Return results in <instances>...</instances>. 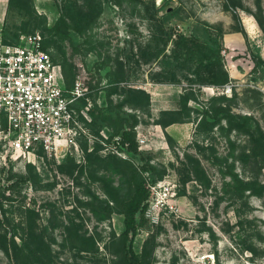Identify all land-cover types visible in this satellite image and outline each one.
Returning a JSON list of instances; mask_svg holds the SVG:
<instances>
[{
  "label": "rangeland",
  "instance_id": "1",
  "mask_svg": "<svg viewBox=\"0 0 264 264\" xmlns=\"http://www.w3.org/2000/svg\"><path fill=\"white\" fill-rule=\"evenodd\" d=\"M33 2L38 12L47 17L48 27L53 26L61 15L57 1ZM152 2L158 8V0H134L124 7L107 1L90 31L92 49L85 50L87 44L81 45L85 40L81 37L77 38L78 52L64 42L67 57L75 66L76 79L80 64L86 70L83 81L91 90L92 105L95 99L100 105L105 103L104 89L110 84L107 74L120 64L125 71V80L118 83L120 90L132 86L151 94L150 106L139 112L137 134L147 138V145L140 150L148 153L159 170L165 172L157 182V192L150 193L144 212L146 223L134 237V249L141 251L145 240L152 237L154 264H264V189L258 194L248 192L243 199L225 196L222 174L215 161V155L226 156L232 149L237 155L242 154L248 137L231 131L232 145L218 128L208 131L200 125L202 111L205 106L211 107L212 96L236 95L231 102L233 111L253 115L264 130V72H254L245 36L236 31L243 27L252 48H259L264 58V27L255 16L264 21V0H170L169 6L179 12L167 19L168 27L176 26L190 35L198 26H222L225 35H242L244 42L233 38L231 48L227 47L224 35L222 56L230 75L228 83L234 84L231 91L227 90L228 83H197V75L188 66H180L168 56L171 45L155 57L159 43L154 39V22L167 11L165 8L156 13ZM3 25L20 36L39 32L49 38L47 32L35 27L27 13L18 9H7V17L0 26ZM23 26L26 30L21 29ZM50 51L59 55L54 47ZM190 91L200 102H189L194 108L191 120L166 127L157 123L172 120L174 110L179 111L178 118L185 119L188 115L180 112V101L182 94ZM113 98L118 100L121 96L116 94ZM88 114L92 118L89 111ZM89 132L79 140L80 152L70 149L66 155L56 157L40 151L32 161L22 159L0 167L1 170L12 165L14 172L30 176L27 183L10 192L12 204L7 206V214L17 220L31 215L36 218L35 238L31 240L34 246L45 242L43 249L51 245L50 257L47 254L49 264H124L120 239L124 216L113 213L101 218V213L93 209L100 211L97 196L107 198L105 189L122 183L102 159L109 154L126 157V153L118 147V136L109 141L106 128L97 135L89 126ZM97 145L100 149L95 151L92 163L87 153L96 150ZM187 153L201 159L209 186L189 173L183 164ZM236 166L243 177L256 176L264 184V167L252 161H237ZM99 176L105 181L97 180ZM183 189L185 194L180 193ZM7 240L0 227V264H11Z\"/></svg>",
  "mask_w": 264,
  "mask_h": 264
},
{
  "label": "trees",
  "instance_id": "2",
  "mask_svg": "<svg viewBox=\"0 0 264 264\" xmlns=\"http://www.w3.org/2000/svg\"><path fill=\"white\" fill-rule=\"evenodd\" d=\"M56 1L61 15L51 27H48L47 17L38 12L33 0H8L7 9L8 11L18 9L20 12L27 13L34 20L35 27L41 28L49 34V38L44 35L43 47L49 52H51V47L58 50L59 55H54L53 52L51 54L57 62L61 63L65 85L70 90L74 86L76 72L75 66L67 57V48L64 42L69 43L74 52H78L80 46L77 45V38L81 37L85 39L81 45L87 44L85 50L92 49L94 40L90 31L102 15L105 3L113 1L116 5L124 7L125 3L133 4L134 0ZM169 4L170 0H167L157 8L156 2H152L156 13L167 8ZM178 12L179 9L174 8L170 12H166L163 17L155 19L154 26L157 31L154 33V39L159 43L158 51L154 54L155 57L157 58L171 45L168 56L178 65L188 66L190 71L197 75V83L215 86L228 83L230 75L225 69L222 56L226 30L222 26H198L189 35L180 31L176 26L168 27L166 24L167 19L175 17ZM255 16L259 18L261 26L264 27V21L261 17L256 14ZM21 29L26 30L25 26ZM236 31H241L245 36L250 56L254 62V72L259 69L264 72V58L260 49L252 48L248 34L243 27L239 26ZM3 34L7 42L18 43L20 39L19 33L10 32L4 25ZM107 75L110 84L104 89L106 91L105 103L100 105L96 99L94 100L89 110L92 121L88 123V126L97 135L100 134L102 129L106 128L110 134L109 141L118 136V147L126 153V157L109 154L107 158L102 159L107 162L111 172L120 177L122 183L119 187L111 190L105 189L107 198L97 196L96 198L100 202L98 204L100 211L95 208L93 211L97 214L101 213V218H108L113 213L124 216V231L120 235L124 264H154L151 250L152 237L145 240L143 248L139 252L134 249L133 245L134 237L146 223L144 212L148 206L147 201L150 198L151 185L161 180L165 172V170H159L148 153L140 150L137 140V126L141 122L139 112L150 106L151 94L144 88L132 86L120 90L118 83L125 80V71L121 64L117 70H110ZM116 94H119L121 98L115 100L113 96ZM235 96H212L210 99L211 107L205 106V108L203 106L200 125L208 131L218 128L221 133L228 137L230 143H232L230 139L231 131H237L248 137V146L242 154L237 155L235 149H232L226 156L215 155V161L219 164L223 178V194L225 196L229 195L231 199H243L248 192L249 194H258L264 189V184L256 176L243 177L237 171L236 166L237 161L243 163L252 161L255 165H260V168L264 167V130L253 115L233 111L231 102ZM191 100L199 102L194 92L190 91L182 94L180 112L187 113L188 116L185 119L178 118L179 111L174 110L171 112L174 115L172 120H161L157 123L166 127L175 122L191 120L190 112L194 110L189 105ZM86 104V100L82 99L79 108L84 107ZM99 149L100 147L97 145L96 150L94 148L87 153L92 163L96 158L95 151H99ZM70 160L73 161L75 166L77 165L73 159L70 158ZM183 164L187 166L194 179L207 186L210 185L209 177L198 156L187 153ZM5 172H7L6 176L4 175ZM93 178H95L94 174ZM29 179V175L14 172L12 165L1 168L0 227L5 230V237L8 239L11 264H49L47 254L50 257L51 245L47 244L48 248L43 249L42 246L45 242H38L36 243L37 246H34L31 240V238L33 240L35 238L36 218L31 215L30 218L23 217L17 220L7 214V206L12 204L10 192L17 189L19 185L27 183ZM97 180L105 181L100 176L97 177ZM6 182L9 184H6ZM180 193L185 194V189L181 190Z\"/></svg>",
  "mask_w": 264,
  "mask_h": 264
},
{
  "label": "built area",
  "instance_id": "3",
  "mask_svg": "<svg viewBox=\"0 0 264 264\" xmlns=\"http://www.w3.org/2000/svg\"><path fill=\"white\" fill-rule=\"evenodd\" d=\"M43 42L39 32L7 42L0 26V167L32 161L40 151L56 157L70 149L80 152V138L90 133L91 90L84 86L83 64L74 86L67 89L61 63ZM226 86L231 91L234 84ZM82 99L87 104L79 108ZM137 140L140 148L147 145L140 133ZM157 186L151 185V195Z\"/></svg>",
  "mask_w": 264,
  "mask_h": 264
},
{
  "label": "crops",
  "instance_id": "4",
  "mask_svg": "<svg viewBox=\"0 0 264 264\" xmlns=\"http://www.w3.org/2000/svg\"><path fill=\"white\" fill-rule=\"evenodd\" d=\"M7 7H8V0H0V24H3L4 21H5V18H6V15H7ZM235 34L236 35H234V36L228 35V34L225 35L226 36L225 41H226L227 47L231 48V46L233 44V42H232L233 38L244 42V39L241 40L242 39V35L241 34H238V33H235ZM234 73L235 74L237 73L236 69H235ZM232 76H233V74H232ZM151 101H152V98H151Z\"/></svg>",
  "mask_w": 264,
  "mask_h": 264
},
{
  "label": "water",
  "instance_id": "5",
  "mask_svg": "<svg viewBox=\"0 0 264 264\" xmlns=\"http://www.w3.org/2000/svg\"><path fill=\"white\" fill-rule=\"evenodd\" d=\"M167 0H158V7H160L162 4H164L165 2H166ZM174 9V7H172V6H168L167 8H166V11L167 12H170L171 10H173Z\"/></svg>",
  "mask_w": 264,
  "mask_h": 264
}]
</instances>
